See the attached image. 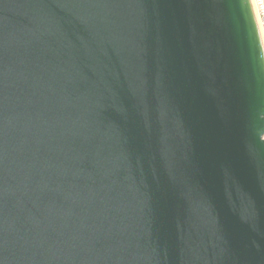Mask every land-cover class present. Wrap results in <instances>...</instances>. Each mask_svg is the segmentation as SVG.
<instances>
[{
	"label": "water",
	"instance_id": "obj_1",
	"mask_svg": "<svg viewBox=\"0 0 264 264\" xmlns=\"http://www.w3.org/2000/svg\"><path fill=\"white\" fill-rule=\"evenodd\" d=\"M0 264H264L250 0H0Z\"/></svg>",
	"mask_w": 264,
	"mask_h": 264
},
{
	"label": "built area",
	"instance_id": "obj_2",
	"mask_svg": "<svg viewBox=\"0 0 264 264\" xmlns=\"http://www.w3.org/2000/svg\"><path fill=\"white\" fill-rule=\"evenodd\" d=\"M253 1L258 19L260 21L261 29L263 32V39H264V0H253Z\"/></svg>",
	"mask_w": 264,
	"mask_h": 264
},
{
	"label": "bare ground",
	"instance_id": "obj_3",
	"mask_svg": "<svg viewBox=\"0 0 264 264\" xmlns=\"http://www.w3.org/2000/svg\"><path fill=\"white\" fill-rule=\"evenodd\" d=\"M250 3H251V6H252L254 15H255V19H256V22H257V25H258V29H259V32H260V36H261V39H262V43H263V46H264L263 32H262V29H261L260 21H259L258 16H257V12H256V9H255L254 1L250 0Z\"/></svg>",
	"mask_w": 264,
	"mask_h": 264
}]
</instances>
